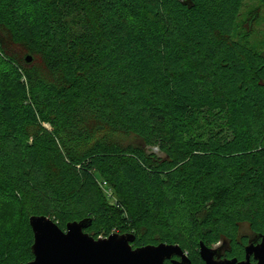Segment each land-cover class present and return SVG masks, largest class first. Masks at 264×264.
<instances>
[{"label": "trees", "instance_id": "obj_1", "mask_svg": "<svg viewBox=\"0 0 264 264\" xmlns=\"http://www.w3.org/2000/svg\"><path fill=\"white\" fill-rule=\"evenodd\" d=\"M246 1L0 0V31L27 52L0 45V264L34 260V216L187 253L167 190L193 264L217 240L223 258L245 259L264 236V54L257 15L238 25Z\"/></svg>", "mask_w": 264, "mask_h": 264}, {"label": "water", "instance_id": "obj_2", "mask_svg": "<svg viewBox=\"0 0 264 264\" xmlns=\"http://www.w3.org/2000/svg\"><path fill=\"white\" fill-rule=\"evenodd\" d=\"M26 61L30 63L32 57L27 56ZM90 224L87 219L69 223L64 231L48 217H31L35 258L27 264H193L179 245L162 243L134 249L135 237L131 234H112L96 240L84 232ZM223 253V244L210 248L200 243L204 264H264V236L250 237L243 261L223 258Z\"/></svg>", "mask_w": 264, "mask_h": 264}, {"label": "rangeland", "instance_id": "obj_3", "mask_svg": "<svg viewBox=\"0 0 264 264\" xmlns=\"http://www.w3.org/2000/svg\"><path fill=\"white\" fill-rule=\"evenodd\" d=\"M254 14L257 15V21L255 22V26L253 28L254 33H252L253 35L251 36V43L253 46H255L256 49H258L260 52L264 54V5L260 3L258 0H247L244 3L243 7L241 8L238 25L241 27V31L245 33L246 30L248 29L247 23L250 20V18L253 17ZM0 45L2 46L3 50L4 48L7 49L9 54L11 56H14V58H17V59H21L27 53L26 50L22 46L12 43V40L9 37V34L6 30L0 31ZM1 49H0V52H1ZM35 68L38 72H40V74H42V76L49 77V75H47L48 73L42 61L36 60ZM261 120H262L261 115L258 116L257 113L256 114L252 113L251 125L253 126V128H255L256 132L259 131ZM47 127L49 128L48 125ZM165 137H166V141L169 142L171 146L176 147V142H175L174 137H169L167 135ZM129 142L144 145L141 141L137 142L135 140H131ZM149 149L150 151L155 152L158 156L166 158V155L163 152H161L158 148L154 147L151 149L150 147H148L147 150L149 151ZM175 193L176 192L172 190H167L166 192L167 199L168 201H170L169 204L171 205L170 206L171 208L170 209L171 229H172V232L174 233L175 241H179L183 243V245L186 247L188 256H190V254H192V251L189 248L191 244L190 239H188L189 236L183 230L184 225H187L188 217H187L186 212L184 213L181 209H179V207H176L177 196ZM110 201L111 203H114L113 200H110ZM11 204L12 205L9 206V209L12 211V208H14L15 204L13 202ZM7 214L8 213H6V215L4 216L5 217L4 219H7L4 225L8 228L10 226L8 222L10 218ZM241 231H242V234H245L248 236L252 235L247 225H244ZM219 245H222V244L220 243ZM215 246L217 245H214V247Z\"/></svg>", "mask_w": 264, "mask_h": 264}, {"label": "clouds", "instance_id": "obj_4", "mask_svg": "<svg viewBox=\"0 0 264 264\" xmlns=\"http://www.w3.org/2000/svg\"><path fill=\"white\" fill-rule=\"evenodd\" d=\"M215 243H216V245L218 246V245L220 244V241H219V240H217Z\"/></svg>", "mask_w": 264, "mask_h": 264}, {"label": "flooded vegetation", "instance_id": "obj_5", "mask_svg": "<svg viewBox=\"0 0 264 264\" xmlns=\"http://www.w3.org/2000/svg\"><path fill=\"white\" fill-rule=\"evenodd\" d=\"M241 261H243V260H241ZM252 262H255L253 258H252Z\"/></svg>", "mask_w": 264, "mask_h": 264}]
</instances>
